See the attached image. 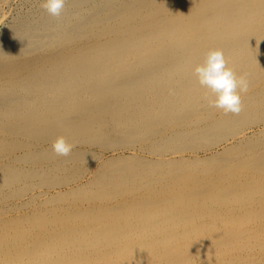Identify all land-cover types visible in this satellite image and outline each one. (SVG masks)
I'll use <instances>...</instances> for the list:
<instances>
[{
	"label": "bare ground",
	"instance_id": "1",
	"mask_svg": "<svg viewBox=\"0 0 264 264\" xmlns=\"http://www.w3.org/2000/svg\"><path fill=\"white\" fill-rule=\"evenodd\" d=\"M41 2L0 0V264H264V0ZM214 48L239 115L192 74Z\"/></svg>",
	"mask_w": 264,
	"mask_h": 264
},
{
	"label": "clouds",
	"instance_id": "2",
	"mask_svg": "<svg viewBox=\"0 0 264 264\" xmlns=\"http://www.w3.org/2000/svg\"><path fill=\"white\" fill-rule=\"evenodd\" d=\"M66 0H42L41 7L51 16L60 17ZM192 74L201 88L207 90L204 99L209 107L221 110L225 115H239L243 110L242 94H246L251 85L247 74H240L229 66L223 49H209L201 63L195 65ZM75 145L59 136L52 143L57 156L68 157Z\"/></svg>",
	"mask_w": 264,
	"mask_h": 264
},
{
	"label": "rangeland",
	"instance_id": "3",
	"mask_svg": "<svg viewBox=\"0 0 264 264\" xmlns=\"http://www.w3.org/2000/svg\"><path fill=\"white\" fill-rule=\"evenodd\" d=\"M21 0H11V5H10V12L11 13H9V12H7L8 14H6V20L4 21V23H7L11 18H12V16L14 17V14L16 15V13L19 11V13H22V12H24V11H26V9H29V8H32V6L34 5H36L37 3H39V0H28V2H23V0L20 2ZM26 5H25V4ZM29 3V4H28ZM15 4V5H14ZM17 4V5H16ZM24 5H25V7H24ZM16 6V7H15ZM31 6V7H30ZM33 6V7H34ZM14 7V8H13ZM20 7H22L20 10H19V8ZM29 7V8H28ZM13 8V9H12ZM17 8V9H16ZM15 12H14V11ZM9 11V10H8ZM18 14V13H17ZM2 29V26H0V30ZM251 126H254V125H245L244 126V129H246L247 130V135H249L248 134V132H252V130L253 131H257V129L258 128H256L255 126L254 127H252L251 128ZM252 129V130H251ZM137 147V146H136ZM221 147H222V145H218L217 147H212L213 149V151L214 152H220V150H221ZM125 156H129V154H130V152H124L123 153ZM186 154L187 153H184V156H186ZM188 155V154H187ZM198 155V157H203V154L202 153H198L197 154ZM103 157H104V159H106V158H110V157H112V155L109 153V152H105V154L103 155ZM187 158V157H186ZM86 176V175H85ZM83 178V177H82ZM81 178V179H82ZM85 178V177H84ZM45 192H47L48 191V189H43Z\"/></svg>",
	"mask_w": 264,
	"mask_h": 264
}]
</instances>
